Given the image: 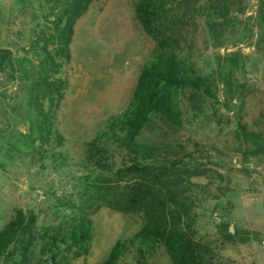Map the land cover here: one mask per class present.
<instances>
[{"label": "rangeland", "instance_id": "obj_1", "mask_svg": "<svg viewBox=\"0 0 264 264\" xmlns=\"http://www.w3.org/2000/svg\"><path fill=\"white\" fill-rule=\"evenodd\" d=\"M227 1L230 20L221 43L210 37L208 44L201 43L204 27L196 33L204 65L216 71L221 90L224 75L238 63V83L247 85L244 105L241 98L220 92L219 111L185 122L177 135L189 141L201 164L187 180V188L197 195L193 210L200 236L215 242L226 264H264V41L258 46L264 33V0ZM135 2L97 0L74 23L71 62L60 69L65 88L58 129L68 155L63 166L51 154H40L39 121L29 104L42 37L54 36L51 49L58 44L55 2L0 0V229L20 208L34 210L40 223H48L69 214L81 199L101 197L98 193L106 185L94 179L97 172L86 161L87 144L128 107L140 71L157 49L136 18ZM180 93L185 100L187 93ZM44 108L49 109L47 101ZM239 111L249 131L260 133L263 141L248 148L239 145ZM99 201L101 207L92 215L89 254L75 264H104L118 242L145 225L142 212L124 213ZM120 264H136L134 251L125 253ZM145 264L173 262L161 247Z\"/></svg>", "mask_w": 264, "mask_h": 264}, {"label": "trees", "instance_id": "obj_2", "mask_svg": "<svg viewBox=\"0 0 264 264\" xmlns=\"http://www.w3.org/2000/svg\"><path fill=\"white\" fill-rule=\"evenodd\" d=\"M53 1L58 13V44L51 49L54 36L42 37L29 104L39 121L40 154H51L54 162L65 166L68 155L63 150L65 139L57 116L65 88L60 69L71 62L75 21L97 0ZM200 2L136 0V18L157 49L143 65L128 107L87 144L86 161L97 172L95 181L106 188L98 193L100 198L81 199L69 214L48 223H40L34 210L18 209L0 229V264H75L86 257L91 247L92 215L101 207V199L113 210L142 212L145 219L138 232L113 247L104 264H120L124 254L133 251L135 263L145 264L161 247L173 264H226L215 242L198 232L193 210L197 195L187 188V180L201 164L187 146L189 141L182 142L177 133L185 122L216 114L223 104L220 92L241 98L244 105L247 85L238 83V63L223 77L226 92L220 89L216 71L204 65L198 27H204L206 34L201 43L208 44L210 37L214 44H220L230 18L227 0ZM261 19L264 22V9ZM263 41L264 33L258 46ZM260 51L264 56V46ZM180 92L187 93L185 100ZM46 101L49 109L44 108ZM241 111L235 136L242 148H248L263 141V136L249 131Z\"/></svg>", "mask_w": 264, "mask_h": 264}]
</instances>
